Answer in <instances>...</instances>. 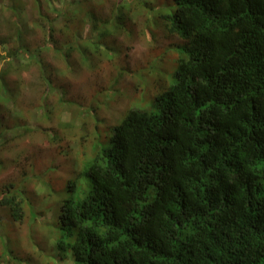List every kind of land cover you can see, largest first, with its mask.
Returning <instances> with one entry per match:
<instances>
[{
  "label": "trees",
  "instance_id": "obj_1",
  "mask_svg": "<svg viewBox=\"0 0 264 264\" xmlns=\"http://www.w3.org/2000/svg\"><path fill=\"white\" fill-rule=\"evenodd\" d=\"M172 2L163 19L183 41L175 82L151 110H128L62 189L43 183L62 261L264 264V0ZM19 46L11 55L27 56ZM16 190H0L14 221L24 212Z\"/></svg>",
  "mask_w": 264,
  "mask_h": 264
},
{
  "label": "rangeland",
  "instance_id": "obj_2",
  "mask_svg": "<svg viewBox=\"0 0 264 264\" xmlns=\"http://www.w3.org/2000/svg\"><path fill=\"white\" fill-rule=\"evenodd\" d=\"M174 9L172 0H0V190L12 184L24 199L21 220L0 207V264H71L48 234L56 205L43 183L62 189L128 110H151L175 82L183 41L163 19ZM19 45L27 56L11 55Z\"/></svg>",
  "mask_w": 264,
  "mask_h": 264
}]
</instances>
